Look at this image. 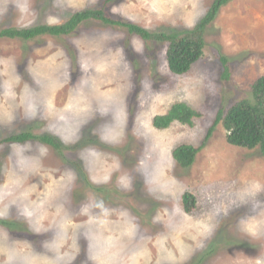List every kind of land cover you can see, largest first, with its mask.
Wrapping results in <instances>:
<instances>
[{
    "label": "rangeland",
    "instance_id": "rangeland-1",
    "mask_svg": "<svg viewBox=\"0 0 264 264\" xmlns=\"http://www.w3.org/2000/svg\"><path fill=\"white\" fill-rule=\"evenodd\" d=\"M214 0H0V30L104 7L152 32L193 28ZM204 53L170 71L168 42L85 19L67 34L0 37V264H264V155L227 142L220 109L264 75V0H230ZM176 102L193 125L152 124ZM22 131L50 134L3 142ZM197 205L190 212L182 196ZM2 221H5L4 224Z\"/></svg>",
    "mask_w": 264,
    "mask_h": 264
},
{
    "label": "trees",
    "instance_id": "trees-1",
    "mask_svg": "<svg viewBox=\"0 0 264 264\" xmlns=\"http://www.w3.org/2000/svg\"><path fill=\"white\" fill-rule=\"evenodd\" d=\"M107 3L110 0H106ZM230 0H214L206 15L193 28L174 32H152L140 25L114 20L110 18L104 7L91 8L76 12L67 21L61 24H41L29 29H3L0 37L34 38L41 34L62 35L67 34L85 19H99L106 23L121 25L130 33L140 35L144 39H153L168 42L167 62L171 72L185 74L198 61L204 53L203 34L212 16ZM202 112L193 108L186 102H176L163 114H156L152 124L155 128L165 129L174 122L193 125L194 118L200 117ZM222 123L226 131L227 142L248 149L259 147L264 155V75L259 76L251 84L249 96L237 100L227 110L220 109L214 122L209 127L206 138L199 146L182 143L173 149L172 155L181 167H189L194 162L197 153L211 137L216 126ZM39 138L53 146L60 148L61 141L50 134L35 135L30 131L11 134L2 139L3 142H26ZM184 210L190 213L197 205L196 196L186 191L182 196ZM6 224L5 221H2Z\"/></svg>",
    "mask_w": 264,
    "mask_h": 264
}]
</instances>
